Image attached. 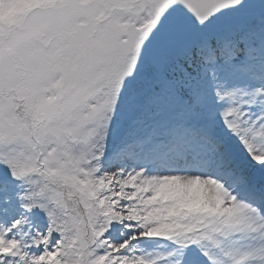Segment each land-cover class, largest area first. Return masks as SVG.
<instances>
[{"label": "snow or ice", "instance_id": "snow-or-ice-1", "mask_svg": "<svg viewBox=\"0 0 264 264\" xmlns=\"http://www.w3.org/2000/svg\"><path fill=\"white\" fill-rule=\"evenodd\" d=\"M0 264H264V0H0Z\"/></svg>", "mask_w": 264, "mask_h": 264}]
</instances>
